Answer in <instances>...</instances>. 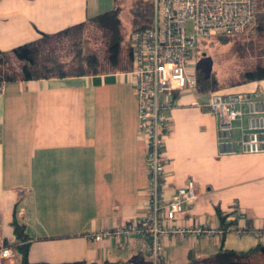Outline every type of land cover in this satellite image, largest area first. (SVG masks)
Returning <instances> with one entry per match:
<instances>
[{"label":"crops","instance_id":"obj_1","mask_svg":"<svg viewBox=\"0 0 264 264\" xmlns=\"http://www.w3.org/2000/svg\"><path fill=\"white\" fill-rule=\"evenodd\" d=\"M117 6L116 0H0V52ZM127 55L118 69L10 82L0 93V245L16 243L17 218L30 238V264H152L145 237H132L125 247L115 238H90L147 213L146 144ZM256 89L264 93V80L223 93ZM206 97L180 93L167 114L165 198L193 180L197 200L170 223L216 232L166 237L163 263L212 264L218 253L232 251L264 264L257 250L264 237L250 232L264 228V153L221 156L218 116L193 104ZM247 125V119L236 123L235 139ZM218 209L230 221L225 233Z\"/></svg>","mask_w":264,"mask_h":264},{"label":"built area","instance_id":"obj_2","mask_svg":"<svg viewBox=\"0 0 264 264\" xmlns=\"http://www.w3.org/2000/svg\"><path fill=\"white\" fill-rule=\"evenodd\" d=\"M150 27L136 31L130 40L132 70L128 73L139 104V131L146 144L147 213L111 229L91 234L102 240L115 238L125 247L132 237H145L146 252L152 264L165 259L164 239L173 235L202 236L215 229L190 226L174 227L184 206L198 198L193 180L165 198L166 138L171 134L168 113L176 106L174 97L196 90L198 45L217 36H241L255 24L257 0H152ZM192 24L193 32L188 31ZM5 84H0V93ZM195 106L219 118L218 149L221 156L264 153V93L260 89L239 94L214 92ZM247 119L241 136L234 138L237 122ZM246 234L247 230H240ZM264 237V228L250 231ZM11 247L0 245V264L15 263Z\"/></svg>","mask_w":264,"mask_h":264},{"label":"trees","instance_id":"obj_3","mask_svg":"<svg viewBox=\"0 0 264 264\" xmlns=\"http://www.w3.org/2000/svg\"><path fill=\"white\" fill-rule=\"evenodd\" d=\"M120 1L121 0H116L118 4L116 9L104 13L93 19V22H97L98 24H100L101 29L104 31L103 34L104 38H106V46L110 54L109 61L112 65H114V67L116 66L114 69H118L121 66L120 52L124 42L128 43L129 53L131 56L130 40L132 34L136 31L145 30L150 27L153 17L152 0H146L147 2H145L143 6L137 3L136 9L138 10H136V12L133 13V17H131L134 29L131 32L127 33V31L123 30L122 27V18L124 15V11L122 7L119 6ZM140 18L142 19V21ZM255 24H257V30L264 33V2L260 5L259 0H257V15ZM82 27V24L74 26L58 33L57 36L62 34L67 35L72 31L78 30ZM52 37L53 36L44 34L39 40L18 46L11 52H0V84H6L16 81L95 75L104 71L114 70L101 69L99 57L95 53L86 56L79 55L75 59L78 61L75 62L74 60L73 62H71L73 64H68V62H65L61 57L55 55V53H47L45 51V46L48 44L49 40L52 39ZM234 37L235 36H217L216 38L223 41H228L229 39H232ZM207 41L208 40H202L199 43L198 49L200 51L204 50ZM205 54L206 53L204 52L200 54V59L197 63V87L195 91L200 95L208 96L211 93L223 90V87L220 86L217 77L211 75L207 71V64L204 62L206 56ZM6 55H13L16 60L23 63L19 73L15 71L9 73V71L4 68V65H6ZM83 61H86L87 64L85 63L84 65ZM261 80H264V63L263 65L258 66L253 71L247 72L245 74L244 81L233 87ZM218 215L221 224L224 227L223 231L225 233L227 232V226L230 224V221L228 222L227 220L228 215L223 214L220 209H218ZM13 226L17 241L11 247L15 249L17 264H30L28 259L30 238L26 232V227L17 218L14 220ZM257 250L261 251L264 255V245H260ZM241 257L242 256L236 254L235 252L223 251L216 255L212 264H256L252 262H246L242 260ZM160 264L164 263L161 262Z\"/></svg>","mask_w":264,"mask_h":264},{"label":"rangeland","instance_id":"obj_4","mask_svg":"<svg viewBox=\"0 0 264 264\" xmlns=\"http://www.w3.org/2000/svg\"><path fill=\"white\" fill-rule=\"evenodd\" d=\"M145 2L147 1L121 0L119 2V6L124 11L122 27L127 33L134 29L131 17L138 10L136 9V4L139 3L143 6ZM263 2V0H259L260 5ZM82 26V28L74 30L67 35H54L45 46V51L47 53H55V55L61 57L68 64H73L71 62L79 55L86 56L95 53L99 57L101 69H114L116 66L114 67L109 61L110 54L106 46L104 31L101 29L100 24L90 20L82 24ZM188 31L190 33L193 32L192 24L188 25ZM207 40L204 50H199L197 59H200V54L206 53L204 62L207 64V71L217 77L220 86L223 87V90L219 92L223 93L233 86L242 83L247 72L253 71L264 63V33L257 30V24L250 27L245 34L235 36L228 41H223L216 37ZM128 53V43L124 42L120 52L121 66H123L125 60H128ZM5 57L6 65H4V68L9 73L13 71L19 73L23 63L16 60L13 55H6ZM85 63L87 64L86 61H83L84 65ZM250 258L244 257L243 259L244 261H250L252 260Z\"/></svg>","mask_w":264,"mask_h":264}]
</instances>
